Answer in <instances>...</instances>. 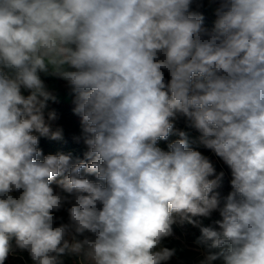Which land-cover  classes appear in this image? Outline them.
Returning <instances> with one entry per match:
<instances>
[{"label": "clouds", "instance_id": "obj_1", "mask_svg": "<svg viewBox=\"0 0 264 264\" xmlns=\"http://www.w3.org/2000/svg\"><path fill=\"white\" fill-rule=\"evenodd\" d=\"M193 2L0 0V264L13 238L34 264H62L66 251L163 264L174 250L156 249L176 219L199 226L192 217L213 212L218 230L201 227L198 242L219 251L201 264H264V0H212V29ZM49 68L74 93L90 162L40 159L33 133L61 138L44 118L56 98L38 72ZM178 118L230 168L228 195L185 132L158 146ZM58 176L68 195L50 187ZM66 203L69 223L54 227ZM72 232L91 237L70 244Z\"/></svg>", "mask_w": 264, "mask_h": 264}, {"label": "trees", "instance_id": "obj_2", "mask_svg": "<svg viewBox=\"0 0 264 264\" xmlns=\"http://www.w3.org/2000/svg\"><path fill=\"white\" fill-rule=\"evenodd\" d=\"M199 2L203 0H198ZM211 5V6H210ZM217 4L209 0L208 8L211 10H215ZM215 16V11H214ZM216 17V16H215ZM56 79V78H54ZM55 85L57 86L58 90H64L68 94V99L64 101L56 100L52 101L49 100L47 102V107L44 110V115L49 117L50 112H55L56 118L55 120H60L64 127L61 129V138L60 139H52L48 137L46 140L51 143L55 142L58 149L56 150L60 154L69 155L72 161L80 158L85 162L87 161L85 158V153L88 151L86 144L83 141V133H82V117L77 115L73 109L75 107L73 100H74V93H72L70 86L67 82L63 81L62 79L54 80ZM55 94L56 91L51 92ZM180 119H177L179 121ZM174 128L175 125H174ZM55 132V131H54ZM179 132V129H178ZM38 147L40 145L45 144V139L39 137ZM224 163L221 158H218L216 164ZM95 177V176H91ZM96 178V177H95ZM229 175L224 174L223 179H228ZM95 181V180H94ZM14 196H18L19 194H13ZM71 207V204H65V206L58 212H54L53 215L57 218L54 227H59L62 223H69V214L67 208ZM213 218H218L219 220L222 219L219 215L212 213L210 217H204L199 226L196 227L194 231L185 235L183 237L184 241L181 239L172 238L169 240L163 239L161 244L165 249L174 250L173 256L179 258L186 264H193V259L195 256V252L190 250L187 245H196L204 250L206 254L209 252L215 253L218 252L219 249H210L206 245L199 243V239L201 237V227H209V221ZM218 230V225L213 227ZM86 237H91V234L88 232H84L83 234H77L72 232L66 239L69 241L70 244L76 241H82ZM13 256L23 261L24 264H34L29 252L27 250H21L16 246L15 238L10 241ZM62 261V264H87L84 261V257L82 254H76L71 251H66L63 255L59 257Z\"/></svg>", "mask_w": 264, "mask_h": 264}, {"label": "rangeland", "instance_id": "obj_3", "mask_svg": "<svg viewBox=\"0 0 264 264\" xmlns=\"http://www.w3.org/2000/svg\"><path fill=\"white\" fill-rule=\"evenodd\" d=\"M209 5V0H203L201 2H199L198 0H194L193 5H192V10L193 11H197L199 13H201L204 17V27L208 28V29H212L214 27L215 21H216V17L214 16V11L208 8ZM211 6V5H210ZM6 72L10 73V70L5 69ZM38 75L40 77V79L43 81L45 88L49 91V92H54L56 91L55 94H53L56 98V100H60V101H64L67 100L68 94L64 91V90H58L57 86L55 85L54 80L56 79H61L58 76L52 75L51 74V68H49V72L45 73V72H38ZM56 78V79H54ZM165 78L166 80L169 79L170 77L168 76V73L165 72ZM63 80V79H62ZM65 81V80H63ZM67 82V81H65ZM21 94L24 95L25 97H27L28 95H30V90H27L25 88H21ZM45 121L47 124H49L50 126V130L51 132L60 130L64 127L63 123L60 120H49V117L44 115ZM180 119L179 121L175 120L174 121V125L176 128H173L172 133L169 135L167 140H159L158 141V146L167 151L168 150V144L174 140L180 139L181 137L178 136L176 133L179 131H183L187 134V140H188V144L189 147L192 148L193 150L199 151L202 153V155H204L205 157H207L210 162L213 164L214 168L216 169L217 174L220 172H223L224 174H228L229 178L228 179H222L220 182V185L217 189H215V191L219 192L221 197L228 195L229 192L232 191V186H231V170L228 167V165L223 164V163H219L216 164V162L218 161V156H216L214 154V152H212L210 149H207L206 147H204L202 144L199 143V136L200 133L192 127H189L188 124L186 123L184 118H178ZM34 135H36L39 139L40 138H44L45 139V144L44 145H40L41 147L39 148L43 155L40 157V159H43V156L52 154H60L59 152H57L56 150L58 149L57 145L55 144V142H51L49 143L46 139L48 137H51V135L49 134L48 136H41L38 132H34ZM39 142V140H38ZM78 161H83L80 158H77L76 160L72 161L73 163L78 162ZM67 174L65 173V176ZM82 175H85L82 172ZM88 179L90 180H96L95 177H91V176H87ZM210 178H214V177H210ZM61 179H64V176H58L55 178V181L50 185V187L53 188L54 192L56 193H60L61 195H68L67 193H64L58 186V183L56 181H59ZM13 194H19V193H13ZM217 215H219V212H213ZM220 216V215H219ZM204 217H192L193 220H196L200 223V221L203 219ZM219 220L218 218H213L209 221V227H215L217 224L215 223V221ZM197 226H194L192 223H189L187 220L181 221L179 218L176 219V223H174L172 225V235L169 237H166L164 239L169 240L172 238H177V239H181V241H184L183 237L189 233H191L192 231H194L196 229ZM187 247L194 251L196 254L194 256L193 259V264H201V261H203L205 259V257L207 256V254L204 252L203 249H201L200 247L196 246V245H187ZM162 249H165L162 244H160L158 246V248L156 249L157 251H160ZM14 254L12 253V250L10 251L7 259L5 260L4 264H24L22 260L16 258V256H13ZM163 264H186L185 262H183L182 260H180L179 258L175 257V256H171L167 261H164ZM212 264H221L220 260L217 261H213Z\"/></svg>", "mask_w": 264, "mask_h": 264}]
</instances>
